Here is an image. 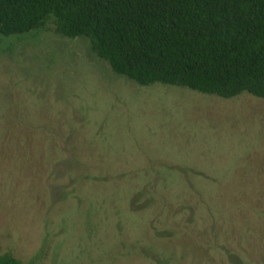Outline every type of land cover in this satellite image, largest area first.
<instances>
[{
  "label": "rangeland",
  "instance_id": "374dc122",
  "mask_svg": "<svg viewBox=\"0 0 264 264\" xmlns=\"http://www.w3.org/2000/svg\"><path fill=\"white\" fill-rule=\"evenodd\" d=\"M252 193H264V100L137 86L51 22L0 35V255L264 264Z\"/></svg>",
  "mask_w": 264,
  "mask_h": 264
},
{
  "label": "trees",
  "instance_id": "16d2710c",
  "mask_svg": "<svg viewBox=\"0 0 264 264\" xmlns=\"http://www.w3.org/2000/svg\"><path fill=\"white\" fill-rule=\"evenodd\" d=\"M48 22L137 86L264 100V0H0L2 36ZM263 205L252 193L256 218ZM0 264L20 263L3 254Z\"/></svg>",
  "mask_w": 264,
  "mask_h": 264
},
{
  "label": "flooded vegetation",
  "instance_id": "af4514ba",
  "mask_svg": "<svg viewBox=\"0 0 264 264\" xmlns=\"http://www.w3.org/2000/svg\"><path fill=\"white\" fill-rule=\"evenodd\" d=\"M59 139H55V141H56V143H57V145L59 146V141H58ZM70 142V141H69ZM68 142V143H69ZM73 148H71V149H67L68 150V152H69V156H68V160H72V158H75V160L77 159V158H80V157H82V154H81V152L79 153V154H75L74 152H73V150H72ZM75 151H77V149L75 150ZM77 165H78V163H77Z\"/></svg>",
  "mask_w": 264,
  "mask_h": 264
}]
</instances>
